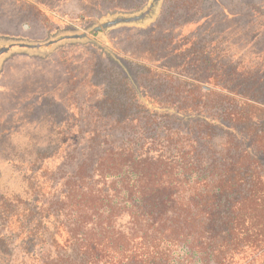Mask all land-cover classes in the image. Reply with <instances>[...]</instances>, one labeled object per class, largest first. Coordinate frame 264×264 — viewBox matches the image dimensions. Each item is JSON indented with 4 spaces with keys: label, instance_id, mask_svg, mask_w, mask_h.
Returning <instances> with one entry per match:
<instances>
[{
    "label": "trees",
    "instance_id": "16d2710c",
    "mask_svg": "<svg viewBox=\"0 0 264 264\" xmlns=\"http://www.w3.org/2000/svg\"><path fill=\"white\" fill-rule=\"evenodd\" d=\"M158 3L92 34L144 23ZM255 22L226 50L201 40L184 52L216 90L183 83L150 95L123 76L126 87L89 117L68 176L56 183L63 132L49 151L21 162L27 174L0 188V264H10L14 249L22 264H264V107L250 99L263 95L264 23ZM86 39H5L0 58ZM226 57L244 61L223 64Z\"/></svg>",
    "mask_w": 264,
    "mask_h": 264
},
{
    "label": "rangeland",
    "instance_id": "374dc122",
    "mask_svg": "<svg viewBox=\"0 0 264 264\" xmlns=\"http://www.w3.org/2000/svg\"><path fill=\"white\" fill-rule=\"evenodd\" d=\"M149 2L0 0V42L34 45L63 32L87 37L0 58V188L16 185L27 171L21 162L34 160L39 149L49 151L60 141V132L65 134V153L56 183L68 176L87 144L89 117L104 113L100 102L126 87L123 76L138 78L150 95L183 83L216 90L212 84L218 82L184 52L201 40L212 47L221 43L220 49L226 50L228 38L233 45L252 30V22L258 27L264 23V0H159L148 21L92 34L104 21L138 15ZM223 61L242 65L244 60ZM262 92L261 98L250 97L257 107H264V87ZM223 142L214 140L219 146ZM22 263L14 249L10 264Z\"/></svg>",
    "mask_w": 264,
    "mask_h": 264
}]
</instances>
